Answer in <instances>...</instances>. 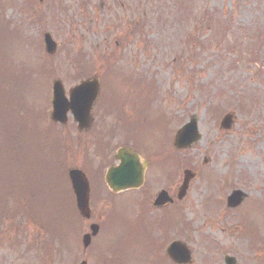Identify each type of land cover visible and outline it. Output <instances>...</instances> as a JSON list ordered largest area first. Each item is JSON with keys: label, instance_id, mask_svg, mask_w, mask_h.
Segmentation results:
<instances>
[{"label": "rangeland", "instance_id": "1", "mask_svg": "<svg viewBox=\"0 0 264 264\" xmlns=\"http://www.w3.org/2000/svg\"><path fill=\"white\" fill-rule=\"evenodd\" d=\"M44 32L57 43L51 56ZM93 77L90 128L78 131L70 116L49 128L52 82L67 93ZM226 113L228 131L219 128ZM191 117L200 138L175 149ZM95 139L108 144L109 162L121 146L155 152L143 204L165 189L172 206L140 218L136 190L111 195ZM71 167L87 175V221L73 205ZM184 169L194 177L177 201ZM237 189L246 199L228 209ZM177 208L189 227L180 222L152 249L154 221ZM90 223L100 229L83 253ZM173 239L188 246L190 264H224L225 255L264 264V0H0V264H148Z\"/></svg>", "mask_w": 264, "mask_h": 264}, {"label": "water", "instance_id": "2", "mask_svg": "<svg viewBox=\"0 0 264 264\" xmlns=\"http://www.w3.org/2000/svg\"><path fill=\"white\" fill-rule=\"evenodd\" d=\"M45 50L48 54H53L56 50V44L52 41L49 34L44 35ZM52 113L51 119L54 122L65 124L67 121V113L70 112L73 120L77 123L79 129L87 128L90 123V111L94 101L99 92V85L97 80H88L80 83L78 86L72 88L68 93V99L65 97L62 85L56 81L52 86ZM232 125V115L227 114L223 117L220 127L222 129H229ZM199 140L197 134L196 121L191 119L182 129H180L174 138V146L178 149L189 147L191 144ZM125 152V151H123ZM132 159L124 158L122 152L118 151L116 158L121 160L120 166L117 169H112L108 172L106 182L113 190L124 189L127 187L138 186L142 181V169L138 163L136 155L132 154ZM134 164L138 165L140 171L135 172ZM71 187L75 195L77 209L80 215L84 218H89L88 207V183L84 174L77 169L68 172ZM193 177L190 171L183 172V182L179 188L178 197L182 198L188 187L189 180ZM245 195L240 191H234L228 197L229 207H236L241 203ZM169 199L165 192L158 194L154 204L162 206ZM91 235H84L82 239L83 247L89 245L91 236H95L98 227L96 225L90 226ZM167 254L170 259L177 264H188L190 262V253L187 247L180 242H173L167 248ZM82 264H86L83 262ZM225 264H235L234 259L226 258Z\"/></svg>", "mask_w": 264, "mask_h": 264}, {"label": "trees", "instance_id": "3", "mask_svg": "<svg viewBox=\"0 0 264 264\" xmlns=\"http://www.w3.org/2000/svg\"><path fill=\"white\" fill-rule=\"evenodd\" d=\"M15 135L18 136L19 138H21L20 133H17ZM9 136H11V135L9 134ZM164 225H165V223L163 221H159L158 223H156V226L160 229H163ZM149 239L151 240V243H152V245H150L149 247L154 248V246H156V244H157L156 239L152 238V237H150ZM160 262H161V258H156L153 264H160Z\"/></svg>", "mask_w": 264, "mask_h": 264}, {"label": "flooded vegetation", "instance_id": "4", "mask_svg": "<svg viewBox=\"0 0 264 264\" xmlns=\"http://www.w3.org/2000/svg\"><path fill=\"white\" fill-rule=\"evenodd\" d=\"M145 160L147 161V151H146V155H145ZM144 181H147V168H146V173H145V180ZM146 201H147V187H146ZM143 197V195H142Z\"/></svg>", "mask_w": 264, "mask_h": 264}]
</instances>
